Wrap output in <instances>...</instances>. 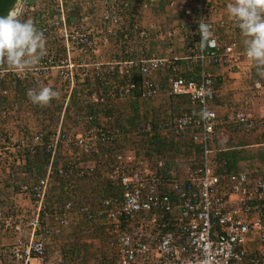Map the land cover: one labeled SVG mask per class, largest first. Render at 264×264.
I'll use <instances>...</instances> for the list:
<instances>
[{
  "label": "built area",
  "instance_id": "obj_1",
  "mask_svg": "<svg viewBox=\"0 0 264 264\" xmlns=\"http://www.w3.org/2000/svg\"><path fill=\"white\" fill-rule=\"evenodd\" d=\"M157 1L95 0L93 15L83 12L72 20L61 3L52 15L48 10L37 13L36 27L44 33L47 51L36 69L25 75L0 64V81H39L41 74L47 77L56 69L59 78L71 86L77 81L86 82L90 84L88 103L96 107L108 109L131 95L149 100L165 92L186 98L196 108L194 112H179L170 121L140 123L150 137L156 129L176 138L189 133L192 142L201 147V155L182 172L160 171L165 169L163 160L159 159L154 168L147 157L127 149L122 128L114 123L112 114L100 121L94 112H88L81 131L59 126L46 141L42 133L32 134L25 144L32 154L39 145L54 154L60 143H72L84 155L105 147L109 152L104 164L106 175L119 189L102 197L97 208L89 202L65 199L60 211L54 209V220L62 226L69 223L68 215L87 221L105 220L112 228L114 264H264V172L254 174L249 169L232 167L226 158H218L212 147L213 141L227 132L246 135L264 131V117L244 109L222 116L215 108L217 77L209 67L232 69L242 58L250 60L245 45L238 47L235 41L218 34L217 28L225 22L211 17L210 3L220 0H188L190 4L183 8V14L190 24V34L184 42L183 57L126 56L107 62L75 58V51L94 53L108 36L122 35L129 46L151 35L161 39L175 35L174 28L165 29L159 20H143L144 11ZM170 4L174 5L175 0ZM95 17L100 21L98 29L88 26V19ZM200 20L210 25L214 41L203 49L199 42ZM52 41L62 42V50H54ZM180 59L198 64L197 79L185 74ZM8 72L11 78H6ZM160 72L162 80L157 78ZM255 85L260 86L259 82ZM9 91L4 87L1 94L8 97ZM76 167L68 160L56 172L70 177ZM52 173L50 164L44 175L20 185L21 193L35 200L36 209L28 221V239L18 238L10 250L19 264H43L45 240L51 228L41 225L40 214ZM83 174L82 169L77 172Z\"/></svg>",
  "mask_w": 264,
  "mask_h": 264
},
{
  "label": "rangeland",
  "instance_id": "obj_2",
  "mask_svg": "<svg viewBox=\"0 0 264 264\" xmlns=\"http://www.w3.org/2000/svg\"><path fill=\"white\" fill-rule=\"evenodd\" d=\"M94 1L22 0L20 19H31L37 26V13L41 15L48 10L52 15L61 3L68 10L71 20L73 17L78 19L79 14L83 12L93 15L94 8L91 6ZM31 6H34V9L30 8ZM164 28L169 26L164 25ZM150 37L162 42L169 40L167 36L164 39L157 38V35ZM143 42L144 40L136 39L134 43L140 46ZM115 44L120 46V57L129 55L125 51V39L118 35L115 40L108 36L106 43L99 44L100 57L107 58L112 55L111 48H114ZM51 45L53 49L56 48L54 50H62L60 41H52ZM85 58L93 60L95 53H89ZM179 62L181 63L180 60ZM5 76L11 78V72ZM38 79L39 81H0V150L3 152V158L0 160V262L19 264L12 258L10 250L18 238L25 241L29 236L28 221L36 209V202L21 193L20 185L45 174L51 164L53 173L50 176V187L45 198V208L40 214L41 225L51 228L45 240L43 264H114L112 228L105 220L87 221L80 216L68 215L69 223L66 226L54 220V209L60 211L61 204L69 195L78 201L89 202L97 208L102 197L116 193L117 187L106 175L104 167L108 150L99 147L97 153L84 155L74 144L60 143L54 154L44 145H39L37 153L32 154L26 150L25 144L32 134L37 132L42 133L44 137H51L59 126L67 130L81 131L89 111L94 112L100 121H105L106 116L112 114L114 123L122 128L127 149L147 157L154 168L159 159L163 160L165 169L160 171L172 169L182 172L186 165L198 161L201 155L191 141L189 133L176 138L168 131L163 133L156 129L150 137L142 130L140 123L170 121L179 112H194L196 108L186 99L179 101L176 97L162 92L153 99L141 101L131 95L120 100L115 107L105 109L88 103L87 92L90 84L86 82L77 81L71 86L59 78L56 69L47 77L41 74ZM158 79L162 80L163 77ZM4 87L10 89L8 97L1 94ZM42 87H51L60 95L46 106L32 104L26 95L27 91ZM3 109H8L7 113L4 114ZM263 141L264 131L246 135L227 132L226 135L215 139L212 147L217 150V154L227 146L234 147L242 160L239 163L242 168L257 169L259 174H262L264 145L241 148L236 146ZM22 158H25V161H22ZM68 160L77 165L73 175L59 176L56 169ZM80 169L84 170L82 176L77 175Z\"/></svg>",
  "mask_w": 264,
  "mask_h": 264
},
{
  "label": "crops",
  "instance_id": "obj_3",
  "mask_svg": "<svg viewBox=\"0 0 264 264\" xmlns=\"http://www.w3.org/2000/svg\"><path fill=\"white\" fill-rule=\"evenodd\" d=\"M170 1L171 0H158L156 3L150 5L149 9L144 11L143 20L146 22L148 20L152 21V19L159 20L162 25L174 28L176 34L172 37H168L169 40H167V42H162L158 39L150 37L144 40L140 46L133 43L125 49V51L129 53L128 56L148 57L151 55L168 56L169 54L170 56L183 57L185 55L186 51L184 42L185 40H188L187 38L190 34V24L187 23V17L183 14V8L190 4V1L175 0L174 5H171ZM231 2L232 0H220L218 3H210L212 10L211 17L215 20L222 19L225 22L223 26H219L217 28V32L221 37L233 40L238 47H242L244 46V37L239 33L235 21L231 19L227 13V5ZM89 19L88 24L90 25L88 26L93 27L94 29L100 28V21L97 17ZM115 39L116 38H114V40ZM168 41L172 44H169ZM113 47L114 48H111V53L113 54L107 58L100 57V48H98V50L94 52L95 58L93 60L107 62L114 57L120 58L121 49L119 44H115ZM138 51H140V54H138ZM88 54L89 53L86 54L81 51L74 52L75 58L78 61L89 60L85 58ZM180 61L181 63L179 61L178 62L183 66V71L187 76L196 79L199 77V66L196 62L186 59H180ZM209 70L217 77V91L214 104L218 114L225 116L232 110L244 109L251 111L256 116L264 117V68L256 66L251 60L242 58L238 63V67L230 69L225 66H210ZM158 77H163V74H158ZM257 82L260 84L259 87H256L255 85ZM134 97L136 100H142L137 96ZM177 99L180 101L184 98L177 97ZM232 133L235 132L232 131ZM249 145H264V141L236 147L241 148ZM233 148L234 147L227 146L224 148V151H229ZM215 151L217 150L215 149ZM240 162H242V160L238 159L235 164V168L249 169L242 168L239 165ZM249 170L254 174H259L257 169Z\"/></svg>",
  "mask_w": 264,
  "mask_h": 264
},
{
  "label": "clouds",
  "instance_id": "obj_4",
  "mask_svg": "<svg viewBox=\"0 0 264 264\" xmlns=\"http://www.w3.org/2000/svg\"><path fill=\"white\" fill-rule=\"evenodd\" d=\"M6 15H0V64L18 73L28 74L36 69L46 54V38L31 19H20V4ZM228 16L233 19L244 37L246 56L258 67L264 68V0H232L227 5ZM201 49L211 46L209 24L199 21ZM32 104L46 106L60 93L51 87L29 89L26 93Z\"/></svg>",
  "mask_w": 264,
  "mask_h": 264
},
{
  "label": "trees",
  "instance_id": "obj_5",
  "mask_svg": "<svg viewBox=\"0 0 264 264\" xmlns=\"http://www.w3.org/2000/svg\"><path fill=\"white\" fill-rule=\"evenodd\" d=\"M15 1L16 0H0V15H6L7 14V12L10 10V8L14 5V3H15ZM177 98V97H176ZM184 98V97H183ZM184 99H186V98H184ZM187 100V99H186ZM92 106V105H91ZM89 112H92V111H89ZM43 138H44V140L46 141V140H48V137H44L43 136ZM192 141V140H191ZM45 146V145H44ZM195 146H196V148H197V150L198 151H200L201 152V147L199 146V145H196L195 144ZM46 147V146H45ZM102 147V146H101ZM46 150V149H45ZM37 153V152H36ZM35 153V154H36ZM95 153H97V152H95ZM49 154V153H48ZM218 158H226L227 160H228V164L230 165V166H232V167H235V164H236V162H237V160L239 159V156H238V152L237 151H235V149H232V150H229V151H222V152H220V153H218V156H217ZM46 173V172H45ZM44 175V174H43ZM117 187V186H116ZM119 192V189H118V187H117V191H116V193H118ZM115 194V193H114ZM107 195H110V194H107ZM107 195H105V196H107ZM68 198H71V199H73L72 198V196L71 195H69L67 198H65V199H68Z\"/></svg>",
  "mask_w": 264,
  "mask_h": 264
},
{
  "label": "flooded vegetation",
  "instance_id": "obj_6",
  "mask_svg": "<svg viewBox=\"0 0 264 264\" xmlns=\"http://www.w3.org/2000/svg\"><path fill=\"white\" fill-rule=\"evenodd\" d=\"M16 2V1H15ZM15 4V3H14Z\"/></svg>",
  "mask_w": 264,
  "mask_h": 264
}]
</instances>
